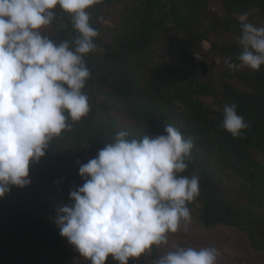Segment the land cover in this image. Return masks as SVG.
<instances>
[{
    "label": "trees",
    "instance_id": "trees-1",
    "mask_svg": "<svg viewBox=\"0 0 264 264\" xmlns=\"http://www.w3.org/2000/svg\"><path fill=\"white\" fill-rule=\"evenodd\" d=\"M123 1L101 0L88 10L90 17ZM219 3L221 10L212 0H139L109 32L107 43L104 31L90 23L99 33L96 51L84 57L91 75L82 91L90 112L81 121L69 119L71 130L54 138L39 162H30L34 184L11 186L0 199V264H91L69 253L58 227L47 226L27 201L47 192L63 206L71 204L70 192L84 183L80 165L116 133L155 137L165 134L167 124L194 138L188 167L180 174L199 178V196L187 204L191 217L205 229L233 228L245 235L252 251L264 253V66L230 72L224 64L226 58L235 62L241 51L242 15L256 11L264 27V0ZM55 15L42 35L56 43L72 41L77 32L71 18L59 8ZM232 33L233 41H213V35ZM232 103L250 125L238 138L221 126L223 106ZM151 251L128 264L154 259L158 254L154 247ZM106 264L119 262L108 257Z\"/></svg>",
    "mask_w": 264,
    "mask_h": 264
},
{
    "label": "clouds",
    "instance_id": "clouds-1",
    "mask_svg": "<svg viewBox=\"0 0 264 264\" xmlns=\"http://www.w3.org/2000/svg\"><path fill=\"white\" fill-rule=\"evenodd\" d=\"M101 0H0V199L11 186L30 185L29 165L45 156L50 142L90 112L82 91L91 73L84 57L96 51L98 31L89 9ZM59 8L77 36L56 43L42 29ZM241 48L226 58L230 72L264 66V27L240 18ZM222 128L233 138L250 127L235 103L223 106ZM165 134L129 139L119 131L97 156L79 167L84 183L56 209L60 236L91 264L108 257L128 264L168 235L191 223L188 203L199 196V178L180 175L188 167L194 138L171 124ZM79 163V161H77ZM218 250L176 247L154 264H217Z\"/></svg>",
    "mask_w": 264,
    "mask_h": 264
},
{
    "label": "rangeland",
    "instance_id": "rangeland-1",
    "mask_svg": "<svg viewBox=\"0 0 264 264\" xmlns=\"http://www.w3.org/2000/svg\"><path fill=\"white\" fill-rule=\"evenodd\" d=\"M139 0H124L121 4L111 7H104L101 9L102 16L91 18L90 23L102 29V39L104 43L110 40L109 32H114L117 28L120 18L124 15L125 11L131 6L138 3ZM167 1V0H164ZM215 4L214 8L221 10L219 0H212ZM252 23L258 27L256 11L250 12L249 17ZM44 30V29H42ZM235 35L222 34L213 35V41L224 44L233 41ZM212 42V40H210ZM159 49L163 50V45L159 42L157 44ZM209 48V42L204 44V52ZM163 52V51H162ZM159 56L157 55L156 59ZM205 103L210 102V99L203 100ZM31 180L30 185L34 184V180L29 174ZM39 196L36 201H27L28 206L33 209L42 219V221L50 227H57L55 223L56 209L63 206L61 201L50 193L42 192L37 193ZM59 229V228H58ZM69 248L67 249L74 257L79 258L80 254L70 245L66 238H63ZM176 247H192L197 250L204 247H215L218 250L217 264H264V253H256L249 247L248 241L244 234L236 231L233 228L218 226L213 229H205L200 225L199 221L191 217V223L187 228L181 225V228L176 233L168 235V244L161 245L160 247L154 246V252L158 254L154 259H147L145 264H154V262L163 254L168 251H174ZM150 252H146L150 254ZM45 256V253H41ZM149 256V255H148Z\"/></svg>",
    "mask_w": 264,
    "mask_h": 264
}]
</instances>
